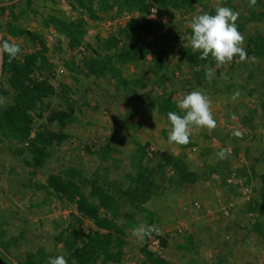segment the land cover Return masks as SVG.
<instances>
[{"label": "rangeland", "instance_id": "374dc122", "mask_svg": "<svg viewBox=\"0 0 264 264\" xmlns=\"http://www.w3.org/2000/svg\"><path fill=\"white\" fill-rule=\"evenodd\" d=\"M219 5L238 13L243 62L188 43L191 18ZM0 41L21 47L0 53V264H264V0H0ZM185 59L205 66L175 73ZM193 90L246 109L242 135L218 119L170 144L167 113ZM142 224L155 230L139 239Z\"/></svg>", "mask_w": 264, "mask_h": 264}, {"label": "clouds", "instance_id": "9594fccd", "mask_svg": "<svg viewBox=\"0 0 264 264\" xmlns=\"http://www.w3.org/2000/svg\"><path fill=\"white\" fill-rule=\"evenodd\" d=\"M255 3L256 0H249V7ZM237 17L238 13L222 5L215 8L214 14L203 12L194 15L188 25L191 34L187 37L193 53L199 52L202 60L211 57L217 65H225L237 57L241 62L248 59L244 37L235 23ZM20 52L21 47L18 43L0 41V53H6L9 62L17 58ZM206 77H211V70L206 72ZM176 106L182 114L175 111L167 113L169 121L167 140L170 144L190 143L193 127L209 130L216 127L209 98L203 90H193L185 94L176 102ZM232 134L237 137L242 135L239 131H233ZM229 155L228 148H222L216 153L220 160L227 159ZM154 230V226L142 224L133 229V232L139 239H144L150 237ZM46 264H68V261L63 255H55L48 256Z\"/></svg>", "mask_w": 264, "mask_h": 264}, {"label": "crops", "instance_id": "0c3cea01", "mask_svg": "<svg viewBox=\"0 0 264 264\" xmlns=\"http://www.w3.org/2000/svg\"><path fill=\"white\" fill-rule=\"evenodd\" d=\"M84 53V52H83ZM79 55H80V52H79ZM206 64V63H205ZM205 65L202 64H198V65H193L191 62H188V60L185 59V62H183V64H180L179 67L177 69H175V73H180V74H183L187 71H191V72H197L199 70V67H203ZM232 66H230L231 68ZM232 72H230V74L228 76H226V79H227V82L228 83H232V85H235V82L234 80H232L233 77H230L231 74L234 72L233 69H230ZM214 77L217 79L215 80V83L217 84L218 88H219V83L218 81L220 80H224L225 76L223 74V71L221 70H217V68L215 69V73H214ZM184 75V74H183ZM101 78V81L104 82L105 78L103 79L102 77H99ZM120 80V79H119ZM115 81H118V78L115 80ZM115 81L113 83H115ZM156 83H161L159 88H165V86H169L170 85V80L169 78L164 75V76H161L158 81ZM154 85V87L156 88L157 85ZM212 83V81H211ZM221 83V82H220ZM244 84L245 81H243ZM116 85V84H115ZM221 85V84H220ZM218 93V91H217ZM216 95V93H215ZM217 96V95H216ZM209 98V101H210V106H211V111H212V114H213V118L215 120H227V127H225V132L228 134V136L230 135H233L232 132H233V129L235 130V123L239 124L240 125V122L243 124L245 122V118L248 116L247 115V110L246 109H243L242 113H241V109H239L240 113L239 116L237 117L235 114L234 115H230V114H227L226 112V109H220V105L218 102H221L220 99L218 97H208ZM218 98V99H217ZM218 104L219 106V109L216 108V105ZM215 105V107H214ZM240 107V106H239ZM232 108V107H231ZM230 111H232V109H230ZM219 201V200H218ZM225 205V206H223ZM228 205H231L230 201L228 200L226 203L223 202L222 204V201H219V207H220V210H212L210 211L212 217L214 219H216V221L219 219V223L221 225V229L222 232H220L222 234L223 237H225L227 240H229L231 238L230 236V232H228L226 229H229L233 227V223H232V217H233V211L231 212V209L229 208L230 206ZM196 232H199V233H207L206 232V229L205 228H200L197 230H195ZM208 246V245H207ZM225 257H228V255H225Z\"/></svg>", "mask_w": 264, "mask_h": 264}, {"label": "built area", "instance_id": "2783aa9c", "mask_svg": "<svg viewBox=\"0 0 264 264\" xmlns=\"http://www.w3.org/2000/svg\"><path fill=\"white\" fill-rule=\"evenodd\" d=\"M150 12L152 14H156L157 13V8L155 7H151L150 8ZM151 244L155 247V248H160L161 245H160V239L158 237H155L153 239H151Z\"/></svg>", "mask_w": 264, "mask_h": 264}, {"label": "trees", "instance_id": "16d2710c", "mask_svg": "<svg viewBox=\"0 0 264 264\" xmlns=\"http://www.w3.org/2000/svg\"><path fill=\"white\" fill-rule=\"evenodd\" d=\"M5 255L8 259L12 260V258L8 254L5 253Z\"/></svg>", "mask_w": 264, "mask_h": 264}]
</instances>
